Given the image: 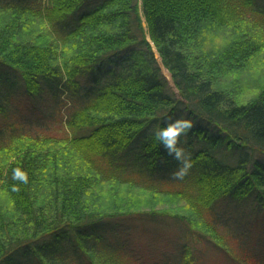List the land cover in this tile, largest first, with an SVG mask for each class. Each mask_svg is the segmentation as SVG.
I'll return each mask as SVG.
<instances>
[{
  "label": "trees",
  "instance_id": "trees-1",
  "mask_svg": "<svg viewBox=\"0 0 264 264\" xmlns=\"http://www.w3.org/2000/svg\"><path fill=\"white\" fill-rule=\"evenodd\" d=\"M218 27L233 37L211 47ZM263 51L264 0H0V264H202L208 245L264 264V82L246 100L229 82ZM19 96L50 99L43 124ZM177 119L190 167L172 182L182 163L155 133ZM123 218L172 220L173 250L134 253Z\"/></svg>",
  "mask_w": 264,
  "mask_h": 264
},
{
  "label": "rangeland",
  "instance_id": "rangeland-1",
  "mask_svg": "<svg viewBox=\"0 0 264 264\" xmlns=\"http://www.w3.org/2000/svg\"><path fill=\"white\" fill-rule=\"evenodd\" d=\"M41 27L35 25L33 29L34 34H38ZM234 32L229 31L226 27H218L216 30L212 31L208 35L207 44L211 47H221L223 46L229 39L233 37ZM260 56L261 61L264 58V51ZM242 81V85H241ZM229 82L235 86L238 96L241 100H246L250 98L254 93L257 92L259 86L264 82V62L260 63L258 66L253 67L251 69H245L242 72H238L235 75L229 76ZM236 84L239 90L236 87ZM50 99L46 97L43 102L39 105L35 106L32 100L26 99L24 96L17 97V102L19 107L21 108V113L29 119L30 121H35V124H39L43 121V116L40 115L42 111L45 110V107L49 104ZM44 108V109H43ZM20 113V114H21ZM54 120H46L49 125L53 124ZM56 122V121H54ZM147 172V170L145 171ZM149 174V173H146ZM155 176V175H154ZM160 177V174L157 175ZM166 180L176 181L177 176L170 173L166 174ZM105 185L103 188H106ZM117 188L118 198L120 202L124 199L128 200L127 203L139 204L142 205L143 208H152V203H155L152 200V196L148 193H144L138 189H128L125 187H115ZM218 210L223 211L227 214L234 213H253V206L250 203L240 204L239 206H235L234 204H221L218 207ZM123 224L122 230L118 233V238L122 241H126L128 245L131 247L134 253L145 254L148 259L154 256V253L157 251L159 253L171 251L173 250L172 244H169V236L174 235L178 226L172 220H164L161 222H151V221H139L129 218H123L120 220ZM119 227V228H120ZM169 237V238H168ZM117 238V237H116ZM205 250L203 254L205 258L203 259L202 264H233L230 262L226 256L217 248L208 245L207 247L202 248ZM154 251V253H152ZM160 257V255H158ZM158 256L156 258H158ZM68 264H88L83 261H70Z\"/></svg>",
  "mask_w": 264,
  "mask_h": 264
},
{
  "label": "clouds",
  "instance_id": "clouds-1",
  "mask_svg": "<svg viewBox=\"0 0 264 264\" xmlns=\"http://www.w3.org/2000/svg\"><path fill=\"white\" fill-rule=\"evenodd\" d=\"M191 127L192 124L190 121L177 119L171 123L165 121L164 125L155 133L156 138L162 143L168 154L177 161H181L182 167L175 173L178 178H182L186 174L187 169L190 167V163L185 158L183 150L177 147L178 139ZM12 179L14 181L27 184L28 174L23 169L17 167L13 169ZM13 190H18V188L14 186Z\"/></svg>",
  "mask_w": 264,
  "mask_h": 264
}]
</instances>
